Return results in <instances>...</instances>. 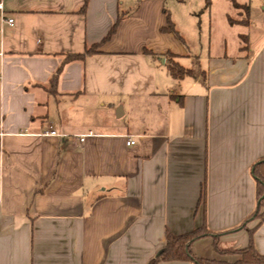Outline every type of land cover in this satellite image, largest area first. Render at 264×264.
<instances>
[{
	"label": "crops",
	"instance_id": "0c3cea01",
	"mask_svg": "<svg viewBox=\"0 0 264 264\" xmlns=\"http://www.w3.org/2000/svg\"><path fill=\"white\" fill-rule=\"evenodd\" d=\"M1 1L0 264H148L204 223L248 245L229 230L258 201L264 0ZM248 226L264 254V221Z\"/></svg>",
	"mask_w": 264,
	"mask_h": 264
},
{
	"label": "trees",
	"instance_id": "16d2710c",
	"mask_svg": "<svg viewBox=\"0 0 264 264\" xmlns=\"http://www.w3.org/2000/svg\"><path fill=\"white\" fill-rule=\"evenodd\" d=\"M237 7H242L239 3L233 0ZM245 10L249 11L248 6H243ZM116 26L114 25L110 30L108 36L109 38L114 31ZM166 30L174 32L177 36H180L176 30L173 22L168 16V24L164 27ZM96 46L91 47L85 53H75L67 57L68 60L83 58L85 55L96 52ZM170 70L174 77L181 78L187 74H191L190 69H186L178 63L170 64ZM56 80L54 79V83ZM252 173L256 180V190H257V206L250 215H248L241 225L236 228H232L229 231H235L239 228H247L249 231V243L247 246L238 249L224 250L219 248V237L221 233L210 230L204 223L202 227L197 228L193 231H189L183 234L175 235L169 230L166 232V242L158 250V252L148 261V264H159L161 261H171V260H182V261H193L196 264H249V263H260L264 264V254L260 253L255 244V232L258 227L250 228L248 226L254 220H259V223L264 221V157L253 164ZM212 236L214 239L215 249L222 254L236 253L239 258L231 263L228 261H221L215 259H208L197 256L192 248V243L200 237Z\"/></svg>",
	"mask_w": 264,
	"mask_h": 264
},
{
	"label": "built area",
	"instance_id": "2783aa9c",
	"mask_svg": "<svg viewBox=\"0 0 264 264\" xmlns=\"http://www.w3.org/2000/svg\"><path fill=\"white\" fill-rule=\"evenodd\" d=\"M0 11L4 12V4L3 2L0 0ZM10 22H13V19H9ZM51 134L57 135L56 131H51ZM80 140L83 141L84 140V135L80 137ZM136 143V140L133 138H129L127 141L128 145H134Z\"/></svg>",
	"mask_w": 264,
	"mask_h": 264
},
{
	"label": "rangeland",
	"instance_id": "374dc122",
	"mask_svg": "<svg viewBox=\"0 0 264 264\" xmlns=\"http://www.w3.org/2000/svg\"><path fill=\"white\" fill-rule=\"evenodd\" d=\"M255 1V0H254ZM257 1H260V0H257ZM259 6H258V9H257V11L259 10V9H261L260 8V4L259 3H257ZM264 4V3H263Z\"/></svg>",
	"mask_w": 264,
	"mask_h": 264
}]
</instances>
